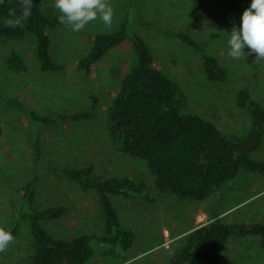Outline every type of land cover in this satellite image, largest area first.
Listing matches in <instances>:
<instances>
[{
    "label": "rangeland",
    "instance_id": "rangeland-1",
    "mask_svg": "<svg viewBox=\"0 0 264 264\" xmlns=\"http://www.w3.org/2000/svg\"><path fill=\"white\" fill-rule=\"evenodd\" d=\"M54 0H42V8L58 13ZM114 8L112 27L99 19L84 30L73 33L66 25L51 30L52 53L61 63L58 71H41L31 38L16 42L28 63L27 71L10 74L4 60L10 43L0 37V96H19L26 108L54 115L88 108V96L99 97L94 118L64 123L33 125L22 114L0 107V223L14 219L20 198L17 188L29 177L28 162L36 133L42 143V160L36 183L34 204H64L67 212L43 225L56 238H72L86 232L100 234L104 217L95 195L83 192L76 181L48 170L51 166H80L88 162L105 177L127 175L151 184L148 194L137 197L113 196L122 224L135 233L128 259L119 261L108 248L94 241L95 255L87 264H170L171 253L192 227L208 221L217 209L227 222H264V175L242 170L237 178L204 200L179 199L172 193H160L146 162L126 155L110 142L106 120L113 90L128 69L133 50L128 43L116 46L97 61L85 74L79 68L97 32L115 30L125 10L132 6L140 19L135 29L144 36L153 55V65L173 79L185 96L188 114L210 116L232 138L248 128V115L235 106L239 88H246L264 104V59L254 55L233 59L228 56L227 40L231 30L240 27V17L250 0H110ZM165 30L186 31L205 42L207 53L227 68L224 81H210L201 64V53L176 40ZM247 52L248 50L245 49ZM264 156V146L260 150ZM165 229L168 235L165 236ZM168 242V246L164 242ZM31 250L26 221H21L15 242L0 255V264H26ZM225 254L236 264H264L260 237L252 234L233 236ZM187 264H202L190 260Z\"/></svg>",
    "mask_w": 264,
    "mask_h": 264
},
{
    "label": "trees",
    "instance_id": "trees-1",
    "mask_svg": "<svg viewBox=\"0 0 264 264\" xmlns=\"http://www.w3.org/2000/svg\"><path fill=\"white\" fill-rule=\"evenodd\" d=\"M13 9L19 11L18 0H0V37L10 43L4 70L10 74L27 71L28 63L14 45L26 38L32 39L41 71L60 70L61 63L53 56L50 36L52 29L63 25L58 19L59 12L50 14L42 8V0H33L32 14L22 26L5 27L4 21L13 18ZM139 20L129 5L115 30L94 34L89 51L78 65L85 74H90L93 65L116 46L128 43L133 50L128 69L109 92L111 104L106 131L115 149L144 160L155 188L179 199L204 200L219 191L223 184L237 178L242 170L264 175V156H260L264 146V104L246 88L237 90L234 103L247 112L248 128L244 133L233 134L232 138L210 116L188 114L179 85L153 65V52L144 36L135 29ZM165 32L201 53L202 68L208 80H225L227 68L206 52L205 42L186 31ZM98 101V95L90 93L85 110L54 115L26 108L19 96H0V107L24 115L33 125H46L94 118ZM41 160L42 143L40 134L36 133L28 162L29 177L17 188L20 201L14 219L0 223L16 238L21 221L27 222L31 250L26 264H87L96 252L94 241L105 245L112 257L126 261L135 233L122 224L112 197L144 195L152 199L147 195L151 184L127 175L102 176L92 162L80 166L45 165L51 172L76 181L83 192L95 195L104 217V229L98 235L80 232L72 238L59 239L42 222L61 218L68 207L34 204ZM248 234L259 236L264 249V222H227L213 209L209 221L184 234L171 253L169 263L187 264L197 260L202 264H236L225 254V249L233 236Z\"/></svg>",
    "mask_w": 264,
    "mask_h": 264
},
{
    "label": "clouds",
    "instance_id": "clouds-1",
    "mask_svg": "<svg viewBox=\"0 0 264 264\" xmlns=\"http://www.w3.org/2000/svg\"><path fill=\"white\" fill-rule=\"evenodd\" d=\"M18 4L19 11L12 10L13 18L4 21L5 27H20L31 16L33 0H18ZM53 7L60 14L59 22L73 33L81 32L98 19L110 29L115 14L110 0H54ZM227 46V54L233 59L247 55L264 59V0H251L241 14L239 29L231 30ZM14 242L11 232L0 226V254L6 253Z\"/></svg>",
    "mask_w": 264,
    "mask_h": 264
},
{
    "label": "built area",
    "instance_id": "built-area-1",
    "mask_svg": "<svg viewBox=\"0 0 264 264\" xmlns=\"http://www.w3.org/2000/svg\"><path fill=\"white\" fill-rule=\"evenodd\" d=\"M168 235V233L167 232H165V236H167ZM164 245L167 247L168 246V242L167 241H165L164 242Z\"/></svg>",
    "mask_w": 264,
    "mask_h": 264
},
{
    "label": "crops",
    "instance_id": "crops-1",
    "mask_svg": "<svg viewBox=\"0 0 264 264\" xmlns=\"http://www.w3.org/2000/svg\"><path fill=\"white\" fill-rule=\"evenodd\" d=\"M210 219H211V218H210ZM210 219H209V220H210ZM209 220H208V221H209ZM206 222H207V221H206ZM165 231L167 232V229H165ZM134 241H135V240H134Z\"/></svg>",
    "mask_w": 264,
    "mask_h": 264
}]
</instances>
